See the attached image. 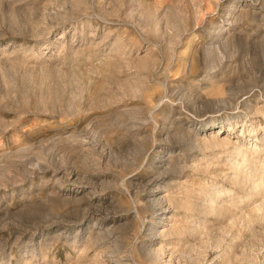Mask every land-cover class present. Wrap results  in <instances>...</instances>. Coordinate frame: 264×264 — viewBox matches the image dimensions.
Wrapping results in <instances>:
<instances>
[{
    "label": "rangeland",
    "instance_id": "374dc122",
    "mask_svg": "<svg viewBox=\"0 0 264 264\" xmlns=\"http://www.w3.org/2000/svg\"><path fill=\"white\" fill-rule=\"evenodd\" d=\"M263 183L264 0H0V264H264Z\"/></svg>",
    "mask_w": 264,
    "mask_h": 264
},
{
    "label": "bare ground",
    "instance_id": "6f19581e",
    "mask_svg": "<svg viewBox=\"0 0 264 264\" xmlns=\"http://www.w3.org/2000/svg\"><path fill=\"white\" fill-rule=\"evenodd\" d=\"M264 184V183H263ZM262 185V184H261Z\"/></svg>",
    "mask_w": 264,
    "mask_h": 264
}]
</instances>
